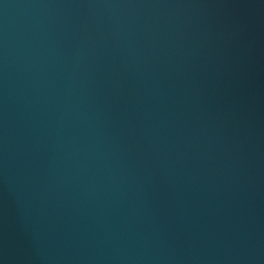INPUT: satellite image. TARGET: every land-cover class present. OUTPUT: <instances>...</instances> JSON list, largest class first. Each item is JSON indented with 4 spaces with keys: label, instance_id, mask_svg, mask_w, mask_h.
Here are the masks:
<instances>
[{
    "label": "water",
    "instance_id": "1",
    "mask_svg": "<svg viewBox=\"0 0 264 264\" xmlns=\"http://www.w3.org/2000/svg\"><path fill=\"white\" fill-rule=\"evenodd\" d=\"M0 264H264V0H0Z\"/></svg>",
    "mask_w": 264,
    "mask_h": 264
}]
</instances>
